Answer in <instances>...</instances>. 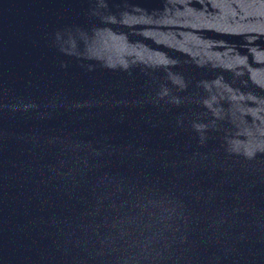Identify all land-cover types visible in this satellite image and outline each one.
Masks as SVG:
<instances>
[{"label": "water", "instance_id": "95a60500", "mask_svg": "<svg viewBox=\"0 0 264 264\" xmlns=\"http://www.w3.org/2000/svg\"><path fill=\"white\" fill-rule=\"evenodd\" d=\"M0 264H264V0H0Z\"/></svg>", "mask_w": 264, "mask_h": 264}]
</instances>
